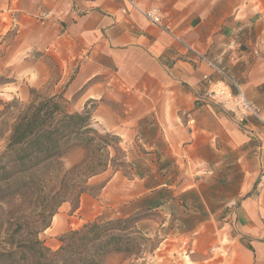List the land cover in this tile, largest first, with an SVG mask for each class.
I'll list each match as a JSON object with an SVG mask.
<instances>
[{"label": "crops", "instance_id": "crops-1", "mask_svg": "<svg viewBox=\"0 0 264 264\" xmlns=\"http://www.w3.org/2000/svg\"><path fill=\"white\" fill-rule=\"evenodd\" d=\"M133 1L171 33L128 0H0L2 86L9 98L60 97L126 147L138 141L124 203L186 221V264H264V130L203 95V76L223 67L264 116V0Z\"/></svg>", "mask_w": 264, "mask_h": 264}, {"label": "trees", "instance_id": "trees-1", "mask_svg": "<svg viewBox=\"0 0 264 264\" xmlns=\"http://www.w3.org/2000/svg\"><path fill=\"white\" fill-rule=\"evenodd\" d=\"M1 103L0 116L10 107L17 113L0 151V264H106L112 254L138 256L132 244L140 236L131 235L128 225L140 220L139 213L94 218L63 233L59 247L51 250L39 238L48 222L37 228L32 210L23 207L55 181L44 194L47 200L40 213L51 217L71 198L75 209L87 180L106 169L108 147L120 150L118 135L96 129L88 109L68 112L60 97L32 98L19 108L17 100ZM72 147L85 149L86 155L63 171L61 157Z\"/></svg>", "mask_w": 264, "mask_h": 264}, {"label": "rangeland", "instance_id": "rangeland-1", "mask_svg": "<svg viewBox=\"0 0 264 264\" xmlns=\"http://www.w3.org/2000/svg\"><path fill=\"white\" fill-rule=\"evenodd\" d=\"M4 80H8V78H0V111L4 109L1 102L17 100V107L19 108L23 107L32 98L42 97L35 93L28 100H21L16 97L9 98L6 94L8 90L2 86ZM16 113L17 110L10 107L5 115L0 116V151L5 145L9 126ZM94 127L100 132L103 131L97 126ZM119 146L120 150H114L111 146L108 147L106 169L87 180L84 188L85 192L79 198L77 209L73 208L74 200L71 198V200L59 205L51 217L47 215V212L40 213L41 209L44 210L47 200L44 194L55 184V181L43 187L44 192H36V197L29 198L30 203L24 204L23 207L29 206L32 210L34 225L37 228H42L43 223L48 222L49 224L39 231V238L51 250H56L60 245L59 238L63 233L80 228L84 223L94 218L106 219L139 213L140 220L128 225L131 235L137 236L139 234L138 236H140V238L133 240L132 244L133 249L140 251L138 256L112 254L107 257L106 264H186L191 237L177 234L178 231H181L182 225L188 224L186 221L168 217L166 215L167 211L144 210L142 208V206L152 203L145 204L133 200L124 203L128 199L130 187L133 189L131 180L136 173L135 169L138 170L140 167L138 154L141 145L138 141H135L127 147L123 143H119ZM85 155L86 151L81 147L68 149L61 157L62 170L65 171L71 168L74 164L80 162ZM115 172L114 183L108 191L105 189L102 192L101 186ZM135 230L140 231L135 233Z\"/></svg>", "mask_w": 264, "mask_h": 264}, {"label": "built area", "instance_id": "built-area-1", "mask_svg": "<svg viewBox=\"0 0 264 264\" xmlns=\"http://www.w3.org/2000/svg\"><path fill=\"white\" fill-rule=\"evenodd\" d=\"M128 2L138 9L149 22L171 33L169 25L164 22L163 15L158 10H141L133 0H128ZM122 11L125 12L124 9ZM46 16L44 15L41 20H44ZM213 66L219 78L211 79L208 75L203 76V79L207 83V89L203 94L204 98L209 103L217 105L222 112L226 113L232 121L242 126L243 129H247L244 125L246 119L252 117L259 122L261 128L264 130V116L259 106L245 95L225 68L218 67L217 65ZM232 86L236 88V92L232 91ZM263 185L264 172H260L257 177L256 187L260 188Z\"/></svg>", "mask_w": 264, "mask_h": 264}]
</instances>
